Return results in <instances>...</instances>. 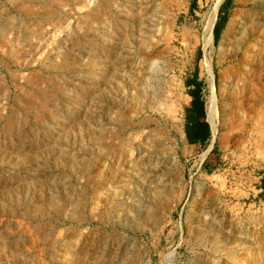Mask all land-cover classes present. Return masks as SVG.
Listing matches in <instances>:
<instances>
[{"label": "rangeland", "instance_id": "374dc122", "mask_svg": "<svg viewBox=\"0 0 264 264\" xmlns=\"http://www.w3.org/2000/svg\"><path fill=\"white\" fill-rule=\"evenodd\" d=\"M0 264H264V0H0Z\"/></svg>", "mask_w": 264, "mask_h": 264}, {"label": "trees", "instance_id": "16d2710c", "mask_svg": "<svg viewBox=\"0 0 264 264\" xmlns=\"http://www.w3.org/2000/svg\"><path fill=\"white\" fill-rule=\"evenodd\" d=\"M220 25L216 24L213 29V37L216 39ZM194 89L189 92L192 98L190 108L186 110L185 135L190 144L203 145L209 138L211 129L206 118L205 106L200 97V83L192 81L190 83ZM206 119V121H205Z\"/></svg>", "mask_w": 264, "mask_h": 264}, {"label": "bare ground", "instance_id": "6f19581e", "mask_svg": "<svg viewBox=\"0 0 264 264\" xmlns=\"http://www.w3.org/2000/svg\"><path fill=\"white\" fill-rule=\"evenodd\" d=\"M206 114H207V118L210 121L209 125H211V131L213 133L212 135L216 136L218 114H217V110H216L215 101L213 99L208 100L207 108H206ZM208 119H207V122L209 123Z\"/></svg>", "mask_w": 264, "mask_h": 264}, {"label": "water", "instance_id": "95a60500", "mask_svg": "<svg viewBox=\"0 0 264 264\" xmlns=\"http://www.w3.org/2000/svg\"><path fill=\"white\" fill-rule=\"evenodd\" d=\"M205 121H206V119H205ZM207 122V121H206ZM209 130H210V128H209Z\"/></svg>", "mask_w": 264, "mask_h": 264}]
</instances>
